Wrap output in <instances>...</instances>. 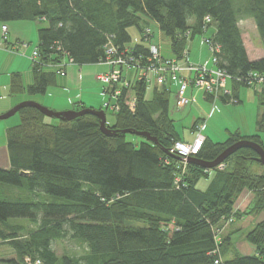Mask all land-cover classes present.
<instances>
[{
    "label": "trees",
    "instance_id": "obj_1",
    "mask_svg": "<svg viewBox=\"0 0 264 264\" xmlns=\"http://www.w3.org/2000/svg\"><path fill=\"white\" fill-rule=\"evenodd\" d=\"M242 17L252 18L264 39V0H0L2 23L46 22L37 28L36 45L44 63L105 62L106 46L112 44L145 65L154 34L146 28L149 22L169 38L171 52L180 60L189 39L214 25L215 32L204 38L220 48L216 67L234 85L251 87L245 79L249 73H264V57L248 58L238 27ZM130 26L138 28L141 42L129 44ZM45 66L32 63L28 85L12 73L10 93L43 94L56 76ZM120 69L122 80L126 70L135 74L116 96L118 109H110L109 133L92 113L52 123L33 106L17 110L18 123L5 132L10 166L0 168V246L8 247L0 252V264H264V218L256 221L264 209V171L252 172L248 166L254 161L262 165L257 153L240 147L220 163L221 169L197 162L212 161L241 139L264 148L260 135L235 131L223 141L204 138L193 159L184 162L169 152L181 139L169 113L167 83L157 87L151 72L152 79L150 73L149 79L138 78L135 66ZM130 92L133 110L125 103ZM136 131L149 133L156 142L141 135L138 144L126 140ZM21 170L27 173L21 175ZM203 177L209 181L198 188ZM243 189L254 192L253 200L234 211ZM229 216L240 228L251 225L245 239L256 254L236 252L230 240L234 231L221 233L215 243L214 228ZM65 238L84 243L85 252L58 254L52 242ZM216 247L218 253H213Z\"/></svg>",
    "mask_w": 264,
    "mask_h": 264
},
{
    "label": "crops",
    "instance_id": "obj_2",
    "mask_svg": "<svg viewBox=\"0 0 264 264\" xmlns=\"http://www.w3.org/2000/svg\"><path fill=\"white\" fill-rule=\"evenodd\" d=\"M31 22L33 21L31 20ZM5 24L6 33L4 36L1 29L2 21H0V115L12 109L15 105L24 100L38 102L54 111L78 110L84 107L102 109L104 107L102 100L105 95L107 96V94V102H113L114 99L110 95L109 91H106L105 86L94 78L95 73H98V71L105 72L109 69L105 62L83 65L66 62V64L63 66V71L60 72H57L58 67L56 66H45L44 68L47 70H54L56 72V76L55 83L49 85L43 94H28L26 91L20 93H10L9 83L12 73H19L25 85L31 84L33 81L32 62L28 57L30 54L28 48L30 44H33L32 39L35 37L34 33H36L35 39L37 40V45V28L39 26L35 28L33 23L26 22L25 20H12L5 22ZM238 27L240 28L242 42L248 58L250 60H256L264 57V39L259 37L253 19L250 17L240 18L238 20ZM146 28H150L151 30L154 29V31L158 32V38H161V32L155 23L149 22ZM209 29L212 30L208 35H212L215 32V26L211 25L208 30ZM207 31L204 34H197L201 36L199 40L196 41L194 46L192 39L196 35L189 39L190 44L187 48L188 56L189 60L193 64L205 63L207 66L212 64L210 58H207L205 54L206 50L210 56L208 45L204 41V36H206ZM22 43H27V45L23 46ZM190 49L195 51L192 55H190ZM159 54L163 56L160 51ZM163 57L176 58L173 54L169 57ZM101 64H104L106 67L104 70L99 69ZM123 74L126 77V80L129 81V70L124 71ZM182 74L190 75L191 73L189 71H183ZM96 83H100L102 87H99ZM121 86H123V81H119L116 84V88L118 89H121ZM167 86L170 88L171 93H173L175 97V90L177 87L176 82L168 81ZM226 87L237 99V102L228 101L226 99L227 97L223 95H219V97L215 99H207L200 90L193 89L191 86H189L186 90V94L191 98V101L183 108H178L176 106L175 108H177V110L181 109L183 112L187 111L188 113L192 112V109L197 111V114L192 116L190 132L195 133V136L198 132H200L204 138L209 139H211L210 136L203 133V129L206 127V122L209 121L216 112L223 113L224 110H226V108L229 106L232 108H237L234 110V112L238 113L242 111L246 114L247 127L245 130H243V128L240 126H232V124L227 125L225 128L227 137L229 133L235 131H238L242 135L259 134L264 143V135L262 133V130H264V90L256 91L254 88L249 86L241 84L234 85L230 79L227 80ZM128 95H131V92L128 93ZM218 100L223 104L233 103L240 105H220ZM218 106H221L220 109H218ZM11 116L12 117L5 121V123L0 124V131L2 130L5 133L8 127L18 123L15 113ZM197 125H199V129L196 128ZM178 134L180 139L185 142H192L195 138L194 136L192 141H187L183 139L179 132ZM9 166L10 163L5 141L0 143V168H8ZM253 197L254 192L252 190L243 189L233 204V210L236 211L246 209L251 204ZM261 212H263V210ZM261 212L258 214L256 221L264 218V214L260 215ZM236 222L238 221H233L232 223L225 225L222 233L234 231L230 236V240L236 252L238 251L241 253V255L256 254L255 246L253 247L248 245L244 241L242 234H237V231L240 228L235 226ZM248 227L251 228V225ZM244 231L247 230L244 229ZM239 244L240 247L237 246ZM2 246L4 245H1L0 247Z\"/></svg>",
    "mask_w": 264,
    "mask_h": 264
},
{
    "label": "built area",
    "instance_id": "obj_3",
    "mask_svg": "<svg viewBox=\"0 0 264 264\" xmlns=\"http://www.w3.org/2000/svg\"><path fill=\"white\" fill-rule=\"evenodd\" d=\"M3 35L6 33V24L2 23L1 26ZM189 34V30L186 31V35ZM204 41L208 45V50L211 55L212 66L209 67L205 63L193 64L189 60L188 50L185 48L182 51V56L180 60L175 58H165L159 54L157 45L153 44V38L150 39V53L148 62L145 65H140L139 62L133 57V54L127 53V49L118 52V47H115L112 44H108L105 49L106 59L105 63L109 65V70L103 73L95 74V79L101 82L105 86V90L109 91L110 95L113 97V102H105L104 107L117 110L118 104L115 101L116 96L120 93L121 89L114 87L115 83L121 79V69L120 66L126 67H136L138 69L137 76L138 78L149 79L148 73H152L154 76L155 84L159 87L162 84L167 83L168 81L176 82V90L174 103L178 108L185 107L190 101L191 98L186 94V90L189 86L193 89L200 90L204 95L210 96L212 99L219 97V95L226 96L229 101L236 102V98L232 95L231 91L226 87L227 80L230 78V75L223 69L216 67L215 63L217 61L216 53H219V46L216 43H213L208 38H204ZM23 46H26L27 43H22ZM32 63L37 65H47V66H56L58 67L57 72L63 71V66L66 62H70L71 59L67 61L59 60L57 62H48L44 63L39 57V51L37 46H35L31 53L28 55ZM183 71H189L190 75H183ZM123 87L128 85V81L123 79ZM245 82L254 88L256 91L264 90V73H249ZM110 87V88H108ZM110 89V90H109ZM134 96L128 95L125 100L126 105L130 110L134 109ZM199 129V125L196 126ZM203 135L198 132L196 137L192 142H184L181 140H176L173 145L169 148V152L174 153L182 157L183 161H186V158L189 155L195 154L201 143L203 142ZM218 168H223V164H218ZM232 221V216L224 218L222 220V225L220 227L214 228V241L217 244L220 241V234L222 233L224 226L230 224ZM213 253H218L217 247ZM26 261L29 262V259L26 258ZM220 258L215 259V263H218ZM29 264H39V260H35L33 263Z\"/></svg>",
    "mask_w": 264,
    "mask_h": 264
},
{
    "label": "rangeland",
    "instance_id": "obj_4",
    "mask_svg": "<svg viewBox=\"0 0 264 264\" xmlns=\"http://www.w3.org/2000/svg\"><path fill=\"white\" fill-rule=\"evenodd\" d=\"M26 22H30V23H33L34 27L36 28L37 26H45L46 25V22L43 21V20H39V19H36V20H32L33 22H31V20H25ZM211 30L212 29H209L206 33V35L210 34L211 33ZM154 34H153V44L157 45L158 48H159V51L160 53L163 55V56H171L172 55V52H171V49H170V42H169V38L163 34H160L161 38L159 39L158 36H157V33L156 31L151 30ZM128 32L130 34V37H131V40L129 42V44H135V43H139L141 42V35H140V32L138 30V28L136 26H130L128 27ZM35 34V37L32 39V43L33 44H30L29 46V51L31 53L32 49L35 47L36 45V33ZM201 35H196L192 40H193V46L195 45L196 41L199 40ZM23 42H27V41H23ZM145 43H147V41L144 40ZM189 41L187 43V47L186 49L188 48V45H189ZM15 45V43H14ZM190 49V55H192L195 51ZM205 54L207 56V58H211V55L209 56L208 52L205 50ZM211 61V60H210ZM212 63V62H211ZM107 64V63H106ZM108 65V64H107ZM213 64H209V66H212ZM109 67V65H108ZM106 67L104 66V64H101L99 66V69L100 70H104ZM109 70V69H108ZM107 70V71H108ZM105 71V72H107ZM98 73H103L102 71H98ZM97 74V73H95ZM135 74V71L134 70H129V77L130 79L133 78ZM150 76H151V79L153 78L152 77V74L150 73ZM95 78V76H94ZM154 79V78H153ZM99 87L102 85L100 83H96ZM153 87H154V81H152L148 86H147V92L146 94L149 96L153 90ZM108 100V94L107 96L105 95V97H103V104L105 102H107ZM218 103H220V105H234V106H237V105H240V104H233V103H227V104H223L221 102H219L218 100ZM219 105V104H218ZM221 107V106H220ZM220 107L218 106V109H220ZM106 109L105 110V114H106V119H107V122L111 123L114 119L113 117V113L110 109L108 108H104ZM237 109V108H232L231 106L227 107L226 110H224L223 113H218L216 112L209 121L206 122V127L203 129V133L204 134H208L210 136V138L212 139V141H223L226 139L227 137V133L225 132L226 131V126L227 125H231L232 126H240L243 128V130L246 129L247 127V123H246V114L242 111L240 112H234V110ZM249 111V110H248ZM169 113H170V116L173 118L174 120V124H175V128L176 130L181 134V136L183 137L184 140H187V141H192V139L194 138L195 136V133H191L190 131V124H191V121H192V116L195 114H197V111L193 110L192 109V112H187V111H182L181 109H178L175 108V103H174V95L173 93L170 94V98H169ZM12 116L8 117V118H5V119H0V124L1 123H5V121H7L8 119H10ZM15 117L18 119L19 121V116L17 113H15ZM47 121H50L52 123H56L57 122V119L56 118H53V117H47L46 118ZM235 122V123H234ZM263 123H264V120H263ZM2 131V130H1ZM0 131V143L1 142H5L6 141V138H5V133L4 131L1 132ZM263 132V135H264V130H262ZM197 135V134H196ZM196 137V136H195ZM126 140L128 141H132L136 144L139 143V141L141 140V137L137 134H127L126 135ZM249 166V169L250 171L252 172H262L264 171V166L263 165H260L258 164L257 162H250L248 164ZM208 182V179L207 178H200V180L198 181L197 183V187L198 188H204L205 185L207 184ZM264 214V209H263V212H261L260 215ZM259 215V216H260ZM15 220H23V219H15ZM231 223V222H230ZM235 226H238V228L241 227L240 223L239 222H236L235 223ZM250 227H242L240 228L238 231H237V234H242V237L244 239V241L248 244V245H251L254 247V245L250 242H248L246 239H245V230H248ZM52 246L53 248L55 249V251L60 254L62 252H67V253H70V254H75V255H80V254H83L85 252V244L84 243H81L79 241H76L74 239H71V238H65L61 241H55V242H52ZM240 247V244L237 245ZM8 250V247L6 245L0 247V252H4ZM238 254L241 255V253H239L237 251ZM231 256V254H228L225 256V258H229Z\"/></svg>",
    "mask_w": 264,
    "mask_h": 264
},
{
    "label": "water",
    "instance_id": "obj_5",
    "mask_svg": "<svg viewBox=\"0 0 264 264\" xmlns=\"http://www.w3.org/2000/svg\"><path fill=\"white\" fill-rule=\"evenodd\" d=\"M23 106H33V107L37 108L41 113H43L47 117H55V118H62V119L64 118L67 120H70L72 118H75V117L80 116V115L85 114V113H92V114H95L96 116L99 117L100 129L105 133H109L108 132L109 129L106 127V117H105L104 111L102 109H94L91 107H84V108H81L78 110L54 111V110L47 108L44 105H41L38 102H35L32 100H24V101H21L20 103H18L17 105H15L12 109L1 114L0 119H5V118L13 115L14 113L17 112V110L20 107H23ZM136 134L144 136L147 139L156 142V138L153 136H150L149 133H147L145 131H136ZM240 147H248V148H251L252 150H254L257 153V156L255 157V159L264 166V148L260 144L253 142L251 140H248V139H241V140H238V141L228 145L212 161H197V162L202 167L213 168L216 165H218L219 163H221L227 156L232 154L236 149H238ZM180 158H182V157H180ZM192 159H193V156L189 155L186 158V161L190 162ZM19 173L21 175H25L27 172L21 170Z\"/></svg>",
    "mask_w": 264,
    "mask_h": 264
}]
</instances>
